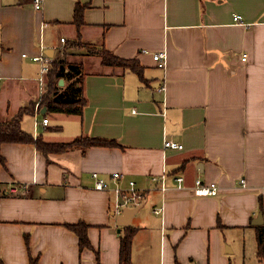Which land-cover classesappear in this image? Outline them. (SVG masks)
I'll return each mask as SVG.
<instances>
[{"label":"crops","instance_id":"1","mask_svg":"<svg viewBox=\"0 0 264 264\" xmlns=\"http://www.w3.org/2000/svg\"><path fill=\"white\" fill-rule=\"evenodd\" d=\"M77 3L85 5L82 40L136 59L142 72L105 67L78 50L70 61L84 66L83 114L35 106L23 116L21 128L47 143L89 136L120 146L44 154L32 143L3 144L0 264H29V253L39 264H98L96 252L100 264H119L124 228L112 201L131 181L145 194L133 217V264H225L232 252L245 257L247 246L257 258L264 0H44L41 10L33 0H0V124L41 98V65L32 57L48 49L59 57L61 39L76 38ZM159 53L164 65L153 58ZM197 179L215 182L219 193L195 195ZM11 184L25 190L7 194ZM81 221L93 250H80L66 227Z\"/></svg>","mask_w":264,"mask_h":264},{"label":"trees","instance_id":"2","mask_svg":"<svg viewBox=\"0 0 264 264\" xmlns=\"http://www.w3.org/2000/svg\"><path fill=\"white\" fill-rule=\"evenodd\" d=\"M85 5L77 3L75 6L73 25L77 28L76 38L66 40L61 49V56L55 57L47 75V91L39 102V109L50 113H65L72 115H82L86 105L84 95V66L80 62L70 61V57L77 55L75 52L84 50L86 55L96 56L101 59V63L109 68H122L132 70L141 75L142 67L136 59H123L116 56L106 47L87 43L82 40L80 28L84 26L83 11ZM65 80V85L60 86L59 81ZM35 103L28 108H22L15 117L7 123L0 124V165L5 164V159L1 154V146L5 143H32L44 154L62 153L73 149L85 151L90 147H115L120 146L116 140H109L100 137L81 136L71 142L47 143L39 136L34 138L21 128V121L25 114L33 113ZM45 113V114H46ZM260 210L263 209V201H259ZM66 227L74 232L79 240L80 250L94 249L88 236L89 225L83 221L73 224H66ZM120 234L119 264H133L131 254L132 246L137 228L133 226L123 227ZM257 241V258L264 264V224L253 225ZM27 249L30 251L29 241L26 240ZM96 260L99 263V253L96 252ZM29 264H39L38 258L29 253Z\"/></svg>","mask_w":264,"mask_h":264},{"label":"built area","instance_id":"3","mask_svg":"<svg viewBox=\"0 0 264 264\" xmlns=\"http://www.w3.org/2000/svg\"><path fill=\"white\" fill-rule=\"evenodd\" d=\"M43 3L44 0H33V4H34V8L36 10H41L43 7ZM234 21L237 23H242V17L241 15H236L234 17ZM61 42H65V39L62 38ZM27 56V55H24ZM164 53H159V54H155L154 55V60L158 61L160 65H164ZM247 55L244 54L242 57V60L245 61L246 60ZM53 57L48 56L45 52H42L40 55H35L32 57V60L34 62L40 63L41 65V75L39 77V83L41 86V97L44 96L45 89H46V85H47V75L50 72L52 63H53ZM36 109L39 110V102L36 105ZM49 122L48 118H44L43 119V124L47 125ZM166 148H174V149H182L183 146L175 143V142H171V141H167L164 145ZM94 177L97 176V174H93ZM114 178H118L119 174L115 173ZM176 181L178 182V186L182 187V183L184 182V177L179 176L176 178ZM242 186L244 185V180L241 181ZM96 187L99 189H104L105 188V184L102 181H98L96 184ZM162 189L165 190V184L162 185ZM25 190V187H21L20 185L17 184H11L8 188L7 194L10 195H17L20 191ZM117 201H119V198L121 197L124 201V205L120 206L118 205V203L116 204V209H115V214H120L122 211V207L123 206H129L130 203L132 202H136L137 205L143 203L145 201V194L144 192L138 190L136 188L135 182L131 181L129 183V188L128 189H117ZM193 192L195 195L197 196H215L219 193V186L215 183V182H211V183H205L203 182L201 179H197L195 181V186L193 187ZM134 205V206H137ZM134 206H130V207H134ZM160 210L156 209L155 213H159Z\"/></svg>","mask_w":264,"mask_h":264},{"label":"water","instance_id":"4","mask_svg":"<svg viewBox=\"0 0 264 264\" xmlns=\"http://www.w3.org/2000/svg\"><path fill=\"white\" fill-rule=\"evenodd\" d=\"M45 53L49 55L50 57H53V51L52 50H46ZM65 83L64 79H61L59 81V85L63 86ZM45 109L41 111V113H44ZM144 202L135 206V207H130V206H123L122 211L120 214L117 215V224L120 227H126V226H132L133 225V217L134 215L137 214V212L144 206ZM118 205L122 206L124 205L123 199L120 197L118 201ZM113 215H115V211L112 212ZM253 225H262L263 224V217L262 214L260 213L257 218H255L252 221Z\"/></svg>","mask_w":264,"mask_h":264},{"label":"rangeland","instance_id":"5","mask_svg":"<svg viewBox=\"0 0 264 264\" xmlns=\"http://www.w3.org/2000/svg\"><path fill=\"white\" fill-rule=\"evenodd\" d=\"M41 100H42V98H39L37 103L40 102ZM37 103L35 104V106L37 105ZM43 117H44L43 115H40V122H42ZM134 205H137V203L136 202H132V203L129 204V206H134ZM112 208L115 211V209H116V201L114 199L112 201ZM250 250H251V246H247V248H246V256L245 257H242L241 253L239 251H238V253H233L232 252V253L226 255L227 262L225 264H262L256 258V256H254V254H253L254 250L253 251H250Z\"/></svg>","mask_w":264,"mask_h":264}]
</instances>
